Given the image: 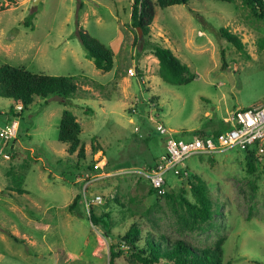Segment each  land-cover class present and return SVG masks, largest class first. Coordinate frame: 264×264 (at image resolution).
Here are the masks:
<instances>
[{"label":"rangeland","instance_id":"obj_1","mask_svg":"<svg viewBox=\"0 0 264 264\" xmlns=\"http://www.w3.org/2000/svg\"><path fill=\"white\" fill-rule=\"evenodd\" d=\"M130 15V0H0V65L72 76L78 84L68 104L57 95L35 97L12 116L17 137L0 139V264H108L112 238L133 222L142 235L165 234L201 248L223 238L224 262L264 264V153L254 154L253 171L236 148L182 161L205 181L212 200L210 220L195 229L176 201L181 188L193 200L183 179L166 175V192L176 201L169 202L147 179L115 172L153 163L168 137L225 132L224 118L233 111L264 104V19L245 0L156 6L145 38L169 48L194 74L173 85L159 77L150 48L135 41ZM80 27L112 51L110 71L86 57ZM10 107L16 110L15 102L0 96V113ZM64 110L80 123L83 157L57 139ZM155 120L169 133H159ZM6 121L0 115V125ZM76 194L100 195L90 208L109 219L94 225L82 199L70 212ZM115 264L140 262L124 252Z\"/></svg>","mask_w":264,"mask_h":264},{"label":"trees","instance_id":"obj_2","mask_svg":"<svg viewBox=\"0 0 264 264\" xmlns=\"http://www.w3.org/2000/svg\"><path fill=\"white\" fill-rule=\"evenodd\" d=\"M13 1V0H7ZM190 0H134L131 4V23L135 28H140L143 35L141 42V50L149 47L152 54L158 60V75L159 77L170 84L179 85L185 84L194 78V74L188 67L181 62L169 48L161 46L158 43L147 41L145 36L150 33L151 23L155 16L156 6L164 8L171 5L187 4ZM230 2L232 0H218ZM251 7L252 11L259 18L264 19V8L261 0H245ZM81 5V4H80ZM222 37L233 43L238 48H241L239 38L227 30L220 29ZM77 35L81 46L85 51L86 57L91 59L97 69L102 71H110L113 67V53L102 44L97 38L92 37L81 27L77 30ZM78 90V84L72 76L64 75H49L44 73H36L27 70L24 67L12 66L10 64L0 65V96L12 99L15 105H21L19 112L26 109L34 100L35 97L47 98L51 95H57L63 99L64 103H69L72 97ZM3 116L7 121H10L12 116H19L15 108L10 107L5 111ZM80 123L75 115L70 110H64L58 124L57 139L68 144L69 154L77 151L78 157H83L84 148L80 142ZM220 132L214 131L211 135L216 136ZM245 159L249 171H253L255 162V151L246 149ZM149 167L151 164H147ZM88 170L94 172L98 169L88 167ZM187 183L188 189L192 196V201L189 200L181 188L177 203L183 209L186 217L185 221L189 224L190 229H195L201 224L210 220L212 215V200L209 195L208 186L205 181L196 173H191L184 180ZM152 190L157 193L155 189ZM25 190L20 187V193ZM169 202H176L174 195L169 192L161 193ZM82 199L81 194H76L72 202L68 205V210L73 212L79 200ZM89 219L94 225L104 224V218H108V214L96 215L92 208L88 211ZM108 223V221L106 220ZM8 235L15 241L19 239L11 233ZM109 235V234H108ZM113 241L109 244L108 264H115V259L121 256L124 252L135 258L140 264H230L224 262L222 243L223 238L216 241L213 246L197 247L191 243L181 239H171L165 234L153 235L146 233L142 235L140 227L133 222L131 226L120 235L112 238Z\"/></svg>","mask_w":264,"mask_h":264},{"label":"built area","instance_id":"obj_3","mask_svg":"<svg viewBox=\"0 0 264 264\" xmlns=\"http://www.w3.org/2000/svg\"><path fill=\"white\" fill-rule=\"evenodd\" d=\"M133 1L130 0V3L132 4ZM261 2L264 8V0ZM128 72L134 76L137 74L135 68H129ZM21 107V105H16V111H20ZM3 114L0 113L2 116ZM17 118L12 117L4 125H0V139L8 141L17 137ZM224 120L230 124V129L225 132H220L216 136L200 133L186 141L168 137L165 142V152L155 157L151 167L148 165L125 167L115 172L139 175L147 179L151 187L161 194L169 186L166 180L168 173H172L178 180H186L190 171L181 163L191 156H212L232 148L241 151L253 149L257 155L264 153V104L252 108H239ZM154 123L159 133H169L160 121L155 120ZM103 174L109 175L110 173ZM95 177L101 176L99 174ZM82 202L89 209L93 204L101 202V196L84 195Z\"/></svg>","mask_w":264,"mask_h":264},{"label":"water","instance_id":"obj_4","mask_svg":"<svg viewBox=\"0 0 264 264\" xmlns=\"http://www.w3.org/2000/svg\"><path fill=\"white\" fill-rule=\"evenodd\" d=\"M40 0H33V3H38ZM136 30H137V36H138V40H140L141 39V36H142V31H141V29L140 28H136Z\"/></svg>","mask_w":264,"mask_h":264},{"label":"crops","instance_id":"obj_5","mask_svg":"<svg viewBox=\"0 0 264 264\" xmlns=\"http://www.w3.org/2000/svg\"><path fill=\"white\" fill-rule=\"evenodd\" d=\"M200 34H202V31H199Z\"/></svg>","mask_w":264,"mask_h":264}]
</instances>
